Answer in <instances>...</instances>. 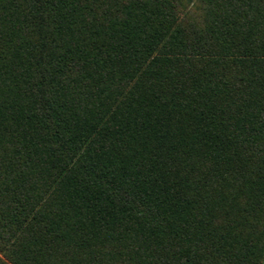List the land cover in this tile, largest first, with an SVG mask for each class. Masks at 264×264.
Masks as SVG:
<instances>
[{"label":"trees","instance_id":"trees-1","mask_svg":"<svg viewBox=\"0 0 264 264\" xmlns=\"http://www.w3.org/2000/svg\"><path fill=\"white\" fill-rule=\"evenodd\" d=\"M176 1L0 0V264H264V0Z\"/></svg>","mask_w":264,"mask_h":264},{"label":"rangeland","instance_id":"rangeland-1","mask_svg":"<svg viewBox=\"0 0 264 264\" xmlns=\"http://www.w3.org/2000/svg\"><path fill=\"white\" fill-rule=\"evenodd\" d=\"M76 12L88 10L128 35L141 57L152 53L181 19L176 0H71Z\"/></svg>","mask_w":264,"mask_h":264}]
</instances>
